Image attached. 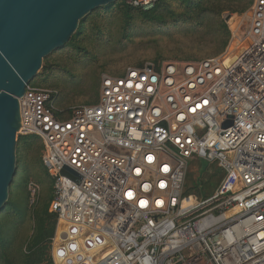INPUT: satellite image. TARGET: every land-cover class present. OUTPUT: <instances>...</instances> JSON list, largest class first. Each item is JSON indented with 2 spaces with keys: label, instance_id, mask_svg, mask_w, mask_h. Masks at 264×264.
Here are the masks:
<instances>
[{
  "label": "built area",
  "instance_id": "1",
  "mask_svg": "<svg viewBox=\"0 0 264 264\" xmlns=\"http://www.w3.org/2000/svg\"><path fill=\"white\" fill-rule=\"evenodd\" d=\"M226 16L224 52L102 73L96 103L63 106L57 90L27 86L18 135L42 139L54 180V264H264V0ZM193 158L223 173L204 200L186 195ZM28 190L36 203L39 184ZM61 224L76 235L58 259ZM84 233L103 243L89 248Z\"/></svg>",
  "mask_w": 264,
  "mask_h": 264
},
{
  "label": "trees",
  "instance_id": "2",
  "mask_svg": "<svg viewBox=\"0 0 264 264\" xmlns=\"http://www.w3.org/2000/svg\"><path fill=\"white\" fill-rule=\"evenodd\" d=\"M252 1L158 0L153 9L145 11L128 0H117L82 19L78 31L59 50L82 52L84 57L97 60L105 52L118 55L130 48L147 49L153 50L150 59L157 66L172 58L201 61L226 49L231 30L225 14L242 13ZM90 64L94 66V61ZM124 70L103 68L99 75L90 77L88 104L98 101L102 71L122 74ZM38 76L41 74L30 85L37 86ZM93 95L96 100H92ZM42 151L38 135L19 136L17 171L9 201L0 211V264H54L51 247L58 215L51 211L54 180L43 164ZM31 181L41 185L39 199L32 206L28 190ZM186 195H191L187 187Z\"/></svg>",
  "mask_w": 264,
  "mask_h": 264
},
{
  "label": "water",
  "instance_id": "3",
  "mask_svg": "<svg viewBox=\"0 0 264 264\" xmlns=\"http://www.w3.org/2000/svg\"><path fill=\"white\" fill-rule=\"evenodd\" d=\"M114 1L0 0V211L18 166L19 98L44 59L71 40L82 19ZM63 172L76 175L68 167Z\"/></svg>",
  "mask_w": 264,
  "mask_h": 264
},
{
  "label": "rangeland",
  "instance_id": "4",
  "mask_svg": "<svg viewBox=\"0 0 264 264\" xmlns=\"http://www.w3.org/2000/svg\"><path fill=\"white\" fill-rule=\"evenodd\" d=\"M225 17L227 18L226 14ZM152 53H154L153 50H139L138 48H130L118 55H111L108 52H105V54L101 53L97 60H93L90 57H84L85 53L82 52L77 53V51L70 52L66 51V49H58L44 59L42 68L39 71V74H41V76H38L39 78L36 85L42 88L57 90L60 95V99L58 101L60 105L62 104L63 106H76L81 104H88L90 103V97L88 94L90 77L92 79V76H94V74L99 75V71L103 68L115 72H121L130 65L137 66L136 64L142 61L149 62L151 61L150 56L152 55ZM92 61H94V66L90 64V62ZM201 61L190 62L199 63ZM164 62H175L181 64V69L184 68V63H190L186 61H179L176 58H172ZM102 73L105 72L102 71ZM96 99V96L93 95L92 100ZM222 179V170L216 165L210 164L206 160L198 161L195 158L190 160L186 187L189 189V192L192 195L197 197L198 200H204L210 197L216 191L217 187L221 184ZM39 186L41 192V185ZM17 192L18 190H15V193ZM29 202L32 206L33 204H31L30 200Z\"/></svg>",
  "mask_w": 264,
  "mask_h": 264
},
{
  "label": "bare ground",
  "instance_id": "5",
  "mask_svg": "<svg viewBox=\"0 0 264 264\" xmlns=\"http://www.w3.org/2000/svg\"><path fill=\"white\" fill-rule=\"evenodd\" d=\"M193 200H194L193 197L189 198L185 203L192 202ZM74 235H76L75 229H73L69 225H65V224L60 225L56 236V245L54 251L58 259L64 255L65 245H67L69 249H72V244H73L72 239ZM81 239L86 240L87 246H89V248L91 249H94L95 247H97V245H101L103 243L100 236L90 235L89 233L82 234Z\"/></svg>",
  "mask_w": 264,
  "mask_h": 264
},
{
  "label": "snow or ice",
  "instance_id": "6",
  "mask_svg": "<svg viewBox=\"0 0 264 264\" xmlns=\"http://www.w3.org/2000/svg\"><path fill=\"white\" fill-rule=\"evenodd\" d=\"M128 195H129V197H131V195H132V194H131V193H129ZM142 203H143V202H142Z\"/></svg>",
  "mask_w": 264,
  "mask_h": 264
}]
</instances>
